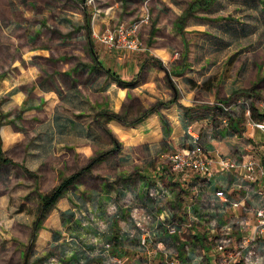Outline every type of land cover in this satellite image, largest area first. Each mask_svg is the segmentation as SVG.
<instances>
[{"label":"rangeland","instance_id":"1","mask_svg":"<svg viewBox=\"0 0 264 264\" xmlns=\"http://www.w3.org/2000/svg\"><path fill=\"white\" fill-rule=\"evenodd\" d=\"M83 1L73 0V5L66 7L62 4H65L64 0H0V140L4 155L9 159L6 163L0 160V264H24L26 256L29 257L31 264H103L101 257L106 254V243H110L111 252H114L111 233L115 221L120 222L123 232H130L134 225L131 212L137 202L133 200L131 194L143 192V188H149L148 190L151 191L155 185L140 182L138 180L141 177L140 172L154 167L156 154L160 151H162L160 156L173 151L171 144L162 140L159 147L155 148L157 152L151 156L148 151L149 144H144L143 137L147 135V132L139 133L134 127L150 113L158 111L160 123L165 129V136L170 135L173 128L159 108L173 103L184 108L174 97L177 95L174 91V95L169 100L146 103L147 107L143 110L139 109L134 116L132 113L129 114V111H124L123 106L117 111L113 107L109 108L110 102L114 99L113 94L107 95L103 92L95 94L98 111L91 114L90 120L85 118L84 122L100 126L99 134L109 144L104 149L87 146L85 141L80 139L82 134H71L65 131L66 126L64 130V125L62 129L65 134L59 133V129L55 132L57 117L60 118L59 121L65 122L73 113L83 112L72 109L75 107L67 98L60 99L53 93L44 94L39 87L37 89V82L42 81L43 89L47 88L48 91L51 86L58 88V85L54 83V77L60 71L56 68L59 65L62 68L68 67L66 63H69L71 59L68 54L70 44L79 47L74 48L75 56L79 58V62L83 61L84 64L89 65V69L93 70L91 76H97V78L101 76L103 80L104 75L90 66L96 61L89 44L92 32L91 22L102 19L101 32H104L107 27L126 21L124 14L131 5L129 0H85L86 5ZM153 1L157 4L145 0L142 11L131 21L136 22L142 13H149L151 22H154L152 4L158 5L161 0ZM184 1L187 2V10L178 17V21L181 16L186 17L188 11H192L196 0ZM210 2L211 5L204 4L202 7L205 8L206 13H210L216 23L218 46L216 53L210 55V64L218 68L213 71H217L216 99L219 102L216 106L222 109L224 106L232 107L235 110L240 106L237 104L242 98L251 96L256 101L264 96V0H210ZM161 6L165 8V5L161 4ZM88 7L96 9L92 17L85 13V8ZM12 10L19 13L21 10V18L16 16L18 12H12ZM73 13L75 17H81V15L84 17L83 26L63 30L59 28L57 24L59 22L53 20L55 16L67 17V15L73 16ZM36 20L42 22L39 30H36L33 25ZM18 26H21V29ZM81 28L83 29L80 30ZM87 50H89V60L83 58ZM174 55L177 56L171 63V67L182 62L186 67L188 63L194 64L193 53L182 56L179 52H175ZM149 60L159 68H165L160 59L152 56ZM232 64L233 66L230 67ZM106 72L110 73L108 70ZM202 72L203 70L196 71V77L202 78ZM170 73L169 84L176 87L177 81L179 94L182 92L186 96L190 91L187 87L181 89L178 80L172 78V71ZM110 74L120 85H129L119 80L115 74ZM38 75H42L44 80L34 79ZM164 77L167 82V76ZM47 79L53 80L51 86L46 84ZM230 85L234 92L226 97L224 91ZM61 86L65 89L63 81ZM87 88L88 86H81L82 90ZM206 96L209 98L207 93L196 92V99L190 100L191 105L195 102L201 105L202 101H207ZM126 105H129V101ZM148 110L150 111L146 116L140 118ZM236 111H240V108ZM241 111L243 113V107ZM112 113L121 118L111 116ZM253 118H260V115L254 111ZM104 119L115 121L117 125L107 126ZM217 121L219 123L221 120ZM77 122L80 125L82 123ZM196 130L198 128L194 127V131ZM203 135L201 143L205 146L209 138L206 132ZM188 140L190 141V135L185 130L181 142L185 143ZM34 141H37L36 144L33 143ZM33 145L37 146L42 156H36L35 150L31 149ZM130 146H133L136 151L132 166L123 168L121 178H118L117 182L104 181L102 185L109 193L114 190L118 192L117 188L120 185L119 190L124 189L123 192L128 197L125 201L128 204L126 209L129 210L127 213H120L117 206L124 203V198L114 194V197L108 196L106 212H87L86 197L81 194L84 188H82V176L89 174L95 165L101 163L106 157L114 156L113 153L116 150L122 149L130 155L128 149ZM191 147L200 148L204 152L202 145L191 143ZM141 157H144L143 162H140ZM94 159L98 160L94 162L91 170L83 172L55 206L38 221L41 211L39 194L51 192L64 178L76 174ZM102 169L96 173H112ZM165 173L170 174L168 171ZM77 186L81 187V190H77ZM169 190L173 191L172 196L178 201L179 195L175 185ZM147 196L151 202L155 203V206L164 203L163 206L174 208L176 205L172 199L168 200L169 203L166 202L165 196L163 198L156 194L153 197ZM139 210L141 213L148 214ZM153 212H156V209ZM174 216L175 220L179 219L178 215ZM176 222L179 223V221H172L174 227L178 226ZM188 229L187 233H189ZM94 238L98 239L92 241ZM253 253H255L253 257H248L249 254L245 255L244 264H264V247L256 246Z\"/></svg>","mask_w":264,"mask_h":264},{"label":"crops","instance_id":"2","mask_svg":"<svg viewBox=\"0 0 264 264\" xmlns=\"http://www.w3.org/2000/svg\"><path fill=\"white\" fill-rule=\"evenodd\" d=\"M64 1L65 4H62L66 7L73 5V0ZM129 1L131 5L124 14L126 21H122L125 23H131L134 16L142 11L145 0ZM149 1L156 3L153 0ZM160 3L165 5V8ZM160 3L152 4L154 22L143 24L139 29L141 48L137 51L107 48L97 38V35L102 31V19L91 22L92 32L89 44L96 61L92 62L90 66L95 67L104 75L103 80L101 76H99L100 79L97 76L92 77L93 70L89 69V65L84 64L83 61L79 62L74 49L79 47H74L73 44H70L71 48H68L71 58L69 63H66L68 67L62 68L59 65L56 68L60 71L54 77V83L58 85V88L51 86L52 79H47L48 81L45 82L51 86V89L49 91L45 87L43 89L42 75H38L34 79L37 78L41 81L36 84L37 89L39 87L40 91L43 90L41 92L44 94L53 93L60 99L67 98L75 107L72 109L83 112L73 113L67 117L65 122L59 121L60 118L57 117L55 132H58L59 129V133H64L66 126L65 131L71 132V134H82L80 139L85 141L87 146L99 149H104L109 145L99 134L100 126L84 122L85 118L90 120L91 114L98 111L95 94L102 92L107 95L113 94L114 99L113 102H110L109 108L113 107L117 111L123 106L124 111H129V114L132 113L134 116L137 115L139 109L143 110L147 107L146 103L169 100L174 95L173 91L177 93L174 97L181 102L184 108L175 103L159 108L173 128L170 135L165 136V129L160 123L158 111L150 113L134 129L139 133L147 132L143 138L144 144H149L148 151L151 156L157 152L155 148L159 147L162 140L170 143L173 151L191 147V143L202 145L204 154L213 159L212 169L215 174L212 177L192 173H170L167 175L165 160L160 156L162 151L157 153L154 167L143 169L139 174L141 177L138 179L140 182L154 183V187L151 191L148 190L149 188H143V192L138 191L131 194L133 200L137 202L134 207H140L152 218L146 234V243H141V231L134 225L130 232H123L120 222L116 220L111 233V240L114 242L113 250L127 264L131 262L166 264L172 260L175 261V264H221L224 257H234L240 244L252 235L257 222L253 211L258 207H264V178H259L254 182L249 181L242 169H232L220 174L216 171L217 164L215 162L220 158L233 159L238 162H243L248 158L261 160L264 156V133L262 130L248 125V116L245 111L242 113L241 106L229 112L216 106V103L219 102L216 99L217 80L215 76L217 71H213L218 68L210 64V55L216 53L218 45L216 23L210 13H206L205 8L196 3L193 5L192 11H188V15L179 24L177 19L186 12L187 2L184 0H161ZM83 4L86 5L85 0ZM203 4L211 5V2L204 0ZM134 8L135 10H133ZM85 9V13L89 17L95 15L94 7ZM12 12L19 13L16 10H12ZM16 16L21 18V10ZM67 17L55 16L53 20L59 22L57 24L63 30H71L73 27L84 25L82 15L75 17L73 13V16L67 15ZM41 23L40 20L34 21V28L39 30ZM18 28L21 29V26ZM81 36L84 35L81 34ZM34 52L37 54L36 51ZM175 52H179L182 56L193 53L194 64L188 63V67H186L182 62L171 67V63L177 56L174 55ZM85 55L83 58L89 60V50ZM152 56L160 59L165 68L161 69L150 61ZM232 66L233 64L230 67ZM107 70L129 85H120L110 73L106 72ZM202 70L203 77H196V71ZM170 71H172V78L178 80L179 87L181 89L187 87L190 91L186 96L182 92L179 94L180 89L177 87V81L176 87L169 84L171 81ZM164 76H167V82ZM62 81L65 83V89L61 86ZM81 86H88V88L82 90ZM198 91L209 94V98L206 96L207 101H202L201 105H197L196 102L191 105L190 100L196 99L195 94ZM224 92L226 97L232 94L234 92L232 85L227 87ZM128 101L129 105H126ZM239 108L240 111H236ZM217 120L221 121L218 123ZM77 121H81V125ZM104 123L107 126L116 124L115 121H105V119ZM63 125L64 130L62 129ZM194 127H197L198 130L194 131ZM185 130L189 132L190 141L182 143L181 137ZM44 132L46 133L47 130ZM204 132L209 138L207 142L205 141V146L201 143ZM50 140L52 141V138ZM36 142L33 143L36 144ZM137 143L140 144V142ZM31 149L35 150L36 156H42L36 145H33ZM128 149L130 155L122 149L116 150L113 153L114 156L106 157L101 163L95 165L89 174L82 176V188L84 187L82 190L85 193L82 191L81 194L86 197L87 212H106L109 195L112 197L118 195L124 198V203L117 206L121 214L127 213L129 210L126 209L128 204L125 201L128 197L125 196L124 189L119 190L120 185L117 188L118 192L114 190L112 193L106 191L105 186L102 187L104 181L114 180L117 182V179L121 178L123 168L132 166L136 151L133 146ZM143 161L144 157H141L140 162ZM101 168L112 173H96ZM172 184L178 190V201L172 196L174 195L173 191L169 190L170 187H173ZM80 188L76 187L77 190H81ZM219 189L225 191V195L221 198L216 196V191ZM154 194L160 198L165 196V201L168 203V200L172 199L174 203L176 202L175 207L168 208L163 206L164 203L160 204L161 206H155V203L151 202L147 196L153 197ZM64 203L67 206L66 201ZM155 209L156 212H153ZM174 215H178L179 219L175 220ZM172 221H179V223L176 222L178 226L174 227ZM172 227L175 228L174 232L169 230ZM187 229L189 233H187Z\"/></svg>","mask_w":264,"mask_h":264},{"label":"built area","instance_id":"3","mask_svg":"<svg viewBox=\"0 0 264 264\" xmlns=\"http://www.w3.org/2000/svg\"><path fill=\"white\" fill-rule=\"evenodd\" d=\"M151 22L150 14L144 13L138 21L132 23L120 22L111 27H107L104 32L97 35L99 42L104 44L111 50H126L137 51L141 48V41L139 38V29L143 24H149ZM244 108L246 115L248 116V125L255 127L264 133V96L255 101L253 97H245L237 104ZM223 106V105H222ZM225 111H232V107L223 108ZM256 111L260 118H253V112ZM162 158L165 160L167 170L169 173L176 174H200L212 177L215 174L212 169L213 159L206 156L200 148L195 147H183L170 153H163ZM215 164H217V173L223 174L230 170L242 169L246 173V178L249 181H257L259 178H264V156L261 160L257 161L252 158H248L243 162H238L233 159L220 158ZM225 195L224 189L216 191V196L221 198ZM116 205L114 206V208ZM140 208L135 207L131 212L133 223L136 229L141 231V243H146L149 224L152 218L146 213H141ZM142 210V209H141ZM143 212V211H142ZM256 217V226L250 237L245 239L242 244L236 249L234 257H224L221 264H244L243 261L246 254L248 257L255 255V247H264V207H258L254 209ZM169 229V228H168ZM171 232L175 231L172 227L169 229ZM94 238L92 241L97 240ZM229 240V239H227ZM260 241V242H259ZM263 244V245H262ZM105 252L101 260L103 264H127L121 257L115 252H111L110 243L105 244ZM175 261H169L166 264H175ZM136 264V263H128Z\"/></svg>","mask_w":264,"mask_h":264},{"label":"trees","instance_id":"4","mask_svg":"<svg viewBox=\"0 0 264 264\" xmlns=\"http://www.w3.org/2000/svg\"><path fill=\"white\" fill-rule=\"evenodd\" d=\"M204 0H196L194 4H199V5H204L203 4ZM183 16H181V18L179 19L178 23L180 24L183 20ZM152 110V109H150ZM145 111L140 118H144L146 116V114L150 111ZM111 116L117 117V118H121V116L116 115L115 113L110 114ZM0 160L3 163L9 162V159L7 157H5L4 152L2 150L1 147V140H0ZM98 160V159H97ZM96 159H94L91 163H89L87 166H85L84 168H82L79 172H77L76 174L70 176V177H66L64 178L59 185H57L51 192L47 193V194H39V198L41 200V205H40V214L38 217V221L41 220V218H43V216H45L46 212L55 206V204L57 203V201L64 195V193L69 189L70 186H72L80 177V175L83 172H87L90 171L92 168V165L94 164L95 161H97ZM24 264H31L29 262V257H25L24 258Z\"/></svg>","mask_w":264,"mask_h":264}]
</instances>
